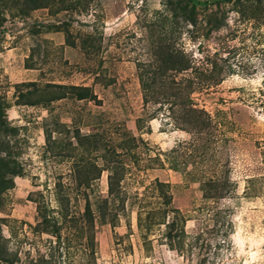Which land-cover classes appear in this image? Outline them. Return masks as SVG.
Returning <instances> with one entry per match:
<instances>
[{
  "label": "rangeland",
  "instance_id": "374dc122",
  "mask_svg": "<svg viewBox=\"0 0 264 264\" xmlns=\"http://www.w3.org/2000/svg\"><path fill=\"white\" fill-rule=\"evenodd\" d=\"M39 2L0 0V264H264V0Z\"/></svg>",
  "mask_w": 264,
  "mask_h": 264
},
{
  "label": "trees",
  "instance_id": "16d2710c",
  "mask_svg": "<svg viewBox=\"0 0 264 264\" xmlns=\"http://www.w3.org/2000/svg\"><path fill=\"white\" fill-rule=\"evenodd\" d=\"M29 3L32 8H37L41 6L39 0H29ZM193 10H195V5H192ZM79 98H85L87 97L86 92H78ZM22 172V169L19 167V165L16 163V161H12L10 159L1 158L0 159V193L2 191H5L12 186H14V177L17 175H20Z\"/></svg>",
  "mask_w": 264,
  "mask_h": 264
}]
</instances>
